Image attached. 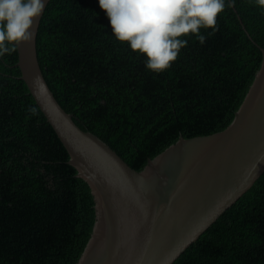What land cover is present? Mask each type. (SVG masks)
I'll return each instance as SVG.
<instances>
[{"label": "trees", "instance_id": "trees-1", "mask_svg": "<svg viewBox=\"0 0 264 264\" xmlns=\"http://www.w3.org/2000/svg\"><path fill=\"white\" fill-rule=\"evenodd\" d=\"M181 38L175 61L151 71L115 38L97 0H49L36 56L74 122L141 171L179 137L232 121L261 65L264 5L225 0L214 26ZM10 47L0 57V264H76L95 222L93 196ZM172 264H264V172Z\"/></svg>", "mask_w": 264, "mask_h": 264}, {"label": "water", "instance_id": "water-1", "mask_svg": "<svg viewBox=\"0 0 264 264\" xmlns=\"http://www.w3.org/2000/svg\"><path fill=\"white\" fill-rule=\"evenodd\" d=\"M44 10L31 41L15 45L16 66L93 196L95 222L76 264H172L264 172V49L226 128L179 137L137 171L100 137L82 130L48 87L36 56Z\"/></svg>", "mask_w": 264, "mask_h": 264}, {"label": "clouds", "instance_id": "clouds-1", "mask_svg": "<svg viewBox=\"0 0 264 264\" xmlns=\"http://www.w3.org/2000/svg\"><path fill=\"white\" fill-rule=\"evenodd\" d=\"M118 41L146 57L145 67L163 71L201 28L214 26L225 0H97ZM264 5V0H259ZM44 0H0V57L30 42ZM204 37L200 36L201 42Z\"/></svg>", "mask_w": 264, "mask_h": 264}]
</instances>
